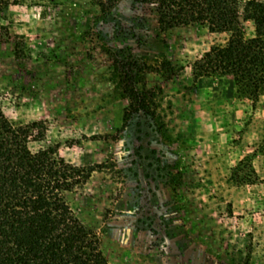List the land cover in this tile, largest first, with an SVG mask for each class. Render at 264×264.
Masks as SVG:
<instances>
[{
	"label": "rangeland",
	"instance_id": "1",
	"mask_svg": "<svg viewBox=\"0 0 264 264\" xmlns=\"http://www.w3.org/2000/svg\"><path fill=\"white\" fill-rule=\"evenodd\" d=\"M9 2L0 107L14 127L40 124L32 153L104 164L70 206L108 264H264V93L252 105L231 77L192 76L230 35L161 31L149 1L120 0L107 13L92 0ZM241 25L253 37V24ZM129 55L156 68L141 87L155 94L161 125L129 114L116 89Z\"/></svg>",
	"mask_w": 264,
	"mask_h": 264
},
{
	"label": "trees",
	"instance_id": "2",
	"mask_svg": "<svg viewBox=\"0 0 264 264\" xmlns=\"http://www.w3.org/2000/svg\"><path fill=\"white\" fill-rule=\"evenodd\" d=\"M120 0H92L102 13ZM155 7L161 31L179 26H205L211 33H228L225 46L212 47L192 66L194 80L231 77L236 98L254 105L264 93V3L250 0H142ZM12 4L0 0V34L7 28L2 16ZM249 21L254 35L245 37L241 25ZM120 57L125 52L118 51ZM113 72L120 97L129 100L128 113H142L161 125L155 94L141 87L155 67L127 56ZM169 63L161 68L169 71ZM143 86V85H142ZM32 123L14 127L0 107V264H108L95 234L75 216L74 189L84 185L104 164L77 167L54 148L32 153L28 147Z\"/></svg>",
	"mask_w": 264,
	"mask_h": 264
}]
</instances>
